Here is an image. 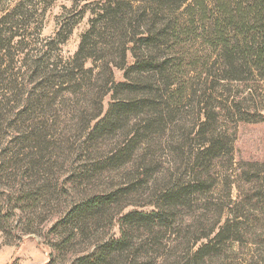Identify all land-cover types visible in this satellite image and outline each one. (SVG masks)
Masks as SVG:
<instances>
[{
    "label": "rangeland",
    "instance_id": "rangeland-1",
    "mask_svg": "<svg viewBox=\"0 0 264 264\" xmlns=\"http://www.w3.org/2000/svg\"><path fill=\"white\" fill-rule=\"evenodd\" d=\"M174 1L0 0V213L7 216L0 215V264H90L87 255H106L104 247L121 238L124 214L156 210L180 186L190 195L166 226L127 228L128 246L104 264H264L262 84L249 73L246 81L227 80L208 22L188 16L194 0ZM88 31L89 50L76 62ZM147 36L151 44H140ZM132 46L124 64L123 50ZM146 58L165 63L163 74L131 69ZM70 63L82 64L80 84L60 77ZM106 63L114 80L135 89L114 95L84 73L107 79ZM146 83L156 90L149 108L92 135L112 103L136 104ZM219 133L232 153L205 170L199 153ZM31 186L39 201L27 208L18 198ZM114 191L117 202L97 221L81 222L75 236L54 231L75 202ZM226 223L237 232L219 240Z\"/></svg>",
    "mask_w": 264,
    "mask_h": 264
},
{
    "label": "trees",
    "instance_id": "trees-1",
    "mask_svg": "<svg viewBox=\"0 0 264 264\" xmlns=\"http://www.w3.org/2000/svg\"><path fill=\"white\" fill-rule=\"evenodd\" d=\"M184 1L185 0H177L174 1V4L176 7H180ZM187 11L190 20H193V24H196L197 20H202L205 23L208 22L207 39L213 44L214 48L219 51V54L223 58L225 66L224 77L227 78V80L246 81L249 77H246L248 75L245 74L249 73L253 76L255 81L262 84V94L264 97V0H194L193 4L187 8ZM115 19L116 18L109 19L110 26L116 25ZM90 36L91 31H88L83 36L79 50L76 54V62H79L83 53L89 50L88 40ZM152 37H141L139 42L140 44L142 43V45H150ZM129 51L135 52L136 50L134 51L133 46L124 48L122 53L124 64H127ZM110 64L111 63H106L103 66V70H106L105 72L109 74L107 79H101V76H94L92 69L87 72L85 71L84 73L90 74L89 79L91 81H100L101 87L105 90L109 88L114 95L115 93L117 95L118 92H124L125 90L132 92L131 90L135 89V87H132L129 83H118L114 80V73ZM137 67H139L138 69L140 70L150 68L154 70V72L160 71L159 74H163L165 63H156L154 61H149V58H146L143 62L139 60L131 69L137 71ZM33 69L34 73L37 74L41 71L42 66L39 62H35ZM77 69L83 70L82 64L76 67L70 63L69 66L58 70V72H60V77L62 79H67L69 83L77 85L80 84L78 83L79 81L85 79V76H78V73H76ZM51 70L56 71L57 69L54 67ZM130 70L127 72L129 73ZM4 72L5 69L0 66V76H2ZM169 75L171 76V74ZM143 90L145 93L136 104L123 101L112 103L104 117L97 122L92 135L96 136L99 133L102 134L105 130H108L105 129L106 127H112L113 124L119 121L125 113H133L149 108L150 105L157 100L153 97V93H155L156 90L152 83H146V87ZM99 99L100 102L98 101V108L100 116L104 111V107L102 104L103 97L101 96ZM242 115H244V113H242ZM242 120H245V118ZM224 137L225 136L221 133L215 134L211 144L206 146L205 149L199 153L200 157L198 159L201 161L202 167H204L205 170L210 168L211 161L214 158L221 154L231 155L232 147L230 142L226 141ZM198 173L202 175V172L200 173V171H198ZM238 176L245 183H249L251 178L248 171H242ZM202 179L203 177H201L200 180ZM262 180L264 182V177H262ZM201 182L203 183L204 181L202 180ZM29 188L32 189L21 190V195L18 199L19 202H26L25 204H27V208H32L38 203L39 197H36L38 196L37 192V194H34L33 192L35 187L31 186ZM189 189L190 188L180 186L176 189L165 192V195L162 197V201L159 203L160 205H157L156 210L146 212L131 211L124 214L120 219L122 231L121 238L113 240L104 247V249H106V255H102L101 250V254L94 251L87 255V261H89L90 264H104L108 259V254H112L114 251H123V248L127 247L129 244L130 236L129 229L127 228L131 229V226L145 225L150 230H153L155 226H166L165 224L167 222L168 214L171 213V210L173 211L179 205L185 203V200L190 195L188 193ZM117 194H119V191H114V193L111 192L109 194L90 195L75 202L70 211L57 221L54 231L64 228L67 232H72L75 236V232H77L76 228L81 229V227L77 226L83 224L81 222L86 223L90 218L97 221L98 216L104 212L105 208L114 202H117ZM0 215H2V213H0ZM2 217L6 218L7 216L2 215ZM235 230H232L231 227L229 228V224L226 223V225L218 232L216 238L221 240V238L232 235V233L236 234L237 231ZM231 239H236V235L231 237ZM211 243L212 241L210 240L203 244L199 249V253H201L199 255H202L203 257L208 254Z\"/></svg>",
    "mask_w": 264,
    "mask_h": 264
}]
</instances>
